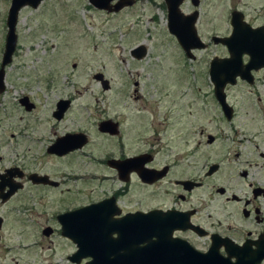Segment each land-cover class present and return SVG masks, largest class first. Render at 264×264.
Listing matches in <instances>:
<instances>
[{"label": "flooded vegetation", "instance_id": "af4514ba", "mask_svg": "<svg viewBox=\"0 0 264 264\" xmlns=\"http://www.w3.org/2000/svg\"><path fill=\"white\" fill-rule=\"evenodd\" d=\"M150 4L180 68L174 93L163 79L131 119L54 96L64 70L28 77L22 89L35 80L45 101L11 87L5 116L16 39L0 92V264H264V0ZM15 232L21 243L5 244Z\"/></svg>", "mask_w": 264, "mask_h": 264}, {"label": "rangeland", "instance_id": "374dc122", "mask_svg": "<svg viewBox=\"0 0 264 264\" xmlns=\"http://www.w3.org/2000/svg\"><path fill=\"white\" fill-rule=\"evenodd\" d=\"M150 1L141 0L134 8L116 14L92 9L87 0H42L36 10L22 8L16 27L17 50L6 69V94L2 96L8 100L5 116H13L19 96L11 87L20 89L35 101H45L44 91L34 87L37 85L35 80L31 91L22 87L30 85V75H52L55 70H64L71 78L61 79H65L66 90L60 89L61 92L56 91L54 96L73 95L81 105L98 103L102 108L107 107L110 117L121 112L122 118H133L136 108L143 110L142 105L146 106V102L152 100L153 88L161 86L163 79L162 86H166L167 92L174 93L175 86L167 84L166 77L170 68H180L179 55L173 42L166 40L169 36L165 33L163 9ZM154 1L161 3V0ZM10 2L0 0V62ZM139 45L146 47L147 55L142 60H135L130 51ZM95 72L104 75L110 90L102 91L93 82L91 76ZM21 234L4 233V243H21ZM29 234L44 246L58 245V240L53 243L42 240L40 233H24V236ZM32 240L23 241V244H32Z\"/></svg>", "mask_w": 264, "mask_h": 264}, {"label": "water", "instance_id": "95a60500", "mask_svg": "<svg viewBox=\"0 0 264 264\" xmlns=\"http://www.w3.org/2000/svg\"><path fill=\"white\" fill-rule=\"evenodd\" d=\"M41 1L42 0H11L10 2V6L6 18L7 32L5 39V47L0 64V92L3 90L4 67L11 62V58L13 56L16 47L17 37L15 34V28H16L19 11L24 6H30L31 8L36 9L38 5L41 3ZM112 1L114 0H88L89 4L95 7L96 9L106 11L108 13H117L122 8L129 7L133 4L132 0H116L117 3L111 6L110 3ZM169 18L171 21L169 23V28H171V24L173 22L172 11L169 12ZM171 32L173 33V31ZM132 54H136V55L138 54V59H140L142 58V56H144L145 52L143 51V48L139 46V48L133 50ZM95 78L101 82L102 88L104 90H107L109 88L107 81H104L102 75H98ZM62 225H63L62 233H67L66 227L64 226L63 223Z\"/></svg>", "mask_w": 264, "mask_h": 264}]
</instances>
